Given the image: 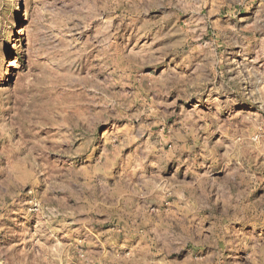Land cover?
<instances>
[{"label": "rangeland", "instance_id": "1", "mask_svg": "<svg viewBox=\"0 0 264 264\" xmlns=\"http://www.w3.org/2000/svg\"><path fill=\"white\" fill-rule=\"evenodd\" d=\"M0 264H264V0H0Z\"/></svg>", "mask_w": 264, "mask_h": 264}]
</instances>
